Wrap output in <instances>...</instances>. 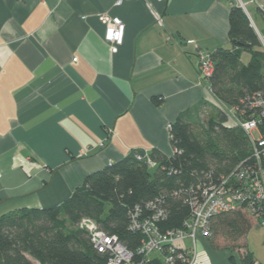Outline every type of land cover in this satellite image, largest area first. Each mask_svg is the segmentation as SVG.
Returning a JSON list of instances; mask_svg holds the SVG:
<instances>
[{
    "label": "crops",
    "instance_id": "obj_1",
    "mask_svg": "<svg viewBox=\"0 0 264 264\" xmlns=\"http://www.w3.org/2000/svg\"><path fill=\"white\" fill-rule=\"evenodd\" d=\"M117 1L0 0V217L58 206L131 153L172 156L178 118L225 113L198 51L231 49V8L264 37V0ZM100 15L125 24L116 52ZM245 238L239 248L200 237L203 264H242L246 251L264 264Z\"/></svg>",
    "mask_w": 264,
    "mask_h": 264
},
{
    "label": "trees",
    "instance_id": "obj_2",
    "mask_svg": "<svg viewBox=\"0 0 264 264\" xmlns=\"http://www.w3.org/2000/svg\"><path fill=\"white\" fill-rule=\"evenodd\" d=\"M229 25L232 47L211 52L214 73L209 84L217 100L232 108L241 106V101L254 93H264V50L241 7L231 8ZM243 51L251 53L248 64L241 61ZM214 110L205 125L190 113L173 123L171 143L176 153L171 158L157 150L150 153L163 165L161 169L150 168L131 153L88 175L83 185L58 206L24 208L1 216L0 264H107L108 255L94 248L80 222L93 220L136 252L144 236L131 229V216L136 207L150 214L145 209L150 202L166 212L161 230L180 228L191 213V189L228 175L250 151L244 131L238 126L226 127L225 113ZM252 227V219L243 212L220 214L212 221V236L207 239L225 237L240 248L239 241ZM242 262L255 264L248 251Z\"/></svg>",
    "mask_w": 264,
    "mask_h": 264
},
{
    "label": "built area",
    "instance_id": "obj_3",
    "mask_svg": "<svg viewBox=\"0 0 264 264\" xmlns=\"http://www.w3.org/2000/svg\"><path fill=\"white\" fill-rule=\"evenodd\" d=\"M122 1L118 0L117 4ZM99 19L106 27L105 41L111 51L116 52L124 41L125 24L120 18L108 15H100ZM259 37L264 50V37L260 34ZM198 58L201 78L209 81L214 73L212 53L199 50ZM241 103L238 107H226L225 126H238L244 131L249 154L228 175H221L215 181L208 179L191 189L188 199L191 213L180 228L161 230L160 223L166 219V212L155 203H147L145 209L150 213L147 215L136 207L131 216V229L141 232L144 240L133 252L93 220L84 218L80 222L79 227L87 231L94 248L108 255L107 264H152V254H159L164 264L206 263L197 242L200 237L212 236L211 223L220 214L243 212L264 230V93H254ZM169 127L172 129V125ZM176 151L174 149L173 155ZM135 158L150 168L163 166L146 152L136 153ZM187 240L190 244H186Z\"/></svg>",
    "mask_w": 264,
    "mask_h": 264
},
{
    "label": "rangeland",
    "instance_id": "obj_4",
    "mask_svg": "<svg viewBox=\"0 0 264 264\" xmlns=\"http://www.w3.org/2000/svg\"><path fill=\"white\" fill-rule=\"evenodd\" d=\"M250 58H251V53L249 51H243V53L241 54V61L244 64H248L250 61ZM216 108H218L220 110L219 106H217ZM225 109H226V107H225ZM215 112L216 111L214 109L208 108L207 112L202 114L200 123L202 125H205L207 123L209 116ZM246 236H247V238H245ZM246 236L244 238L247 239L249 247L244 246V243H243L242 249L249 250V251L254 250V252L258 251V252L264 253V231L262 229L253 227L248 231ZM218 238H220L219 241L222 240V242H223V240H224L225 244L232 243V242L228 241L225 237H218ZM241 243H239V245Z\"/></svg>",
    "mask_w": 264,
    "mask_h": 264
}]
</instances>
